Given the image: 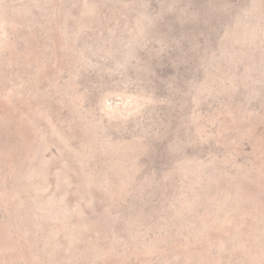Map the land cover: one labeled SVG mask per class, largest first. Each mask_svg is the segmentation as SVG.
<instances>
[{
	"label": "rangeland",
	"instance_id": "obj_1",
	"mask_svg": "<svg viewBox=\"0 0 264 264\" xmlns=\"http://www.w3.org/2000/svg\"><path fill=\"white\" fill-rule=\"evenodd\" d=\"M0 264H264V0H0Z\"/></svg>",
	"mask_w": 264,
	"mask_h": 264
}]
</instances>
